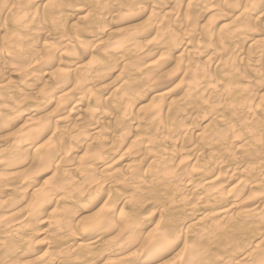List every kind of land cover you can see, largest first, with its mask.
I'll return each instance as SVG.
<instances>
[{
    "label": "clouds",
    "instance_id": "9594fccd",
    "mask_svg": "<svg viewBox=\"0 0 264 264\" xmlns=\"http://www.w3.org/2000/svg\"><path fill=\"white\" fill-rule=\"evenodd\" d=\"M0 264H264V0H0Z\"/></svg>",
    "mask_w": 264,
    "mask_h": 264
}]
</instances>
